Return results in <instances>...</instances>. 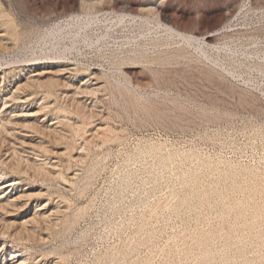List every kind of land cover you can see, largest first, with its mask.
I'll return each mask as SVG.
<instances>
[{"label":"rangeland","instance_id":"1","mask_svg":"<svg viewBox=\"0 0 264 264\" xmlns=\"http://www.w3.org/2000/svg\"><path fill=\"white\" fill-rule=\"evenodd\" d=\"M59 1L11 0L24 36L0 49V160L16 150L24 169L5 168V181L22 185L9 197L26 189L32 198L0 212L6 258L14 246L38 264H264V69L250 68L264 62V0H176L170 10L188 25L237 2L228 31L256 35L262 51L212 55L229 68L212 72L191 48L190 61L151 73L113 67L136 35L118 28L95 31L108 32L107 47L82 48L60 64L35 60L38 37L62 21ZM152 35L140 44L184 49Z\"/></svg>","mask_w":264,"mask_h":264},{"label":"bare ground","instance_id":"2","mask_svg":"<svg viewBox=\"0 0 264 264\" xmlns=\"http://www.w3.org/2000/svg\"><path fill=\"white\" fill-rule=\"evenodd\" d=\"M26 1L27 0H25V2ZM175 1L176 0H60L58 3H56V4H58L56 12H57V16L62 21L57 22L55 24H52L51 27L48 28L44 33L42 32L43 33L42 36L38 37V40L36 43L40 49L39 50L40 56H36L37 59H35V60H39V61L40 60L44 61L45 59H47V61L49 59L50 60H57L58 62H56V63L60 64L62 60L67 59V57L69 55H73L74 52H76V54L80 53L82 51V48H94V47L102 46L106 43V41L109 37L108 32H107V34H105L106 32H104L103 34H97V32H100L103 28L106 30H110V31L118 28L120 30H128V32H130V33L131 32L134 34L136 33V35H134L133 37H127V41H126V43L121 45L120 51L117 49L119 51L120 55L118 56L117 61H116V59H114L116 62L113 63V67H115L116 69H120L119 71H123L122 69H130V70L131 69H143V70L147 69L151 73V72H154V71H152V69L155 70V69H159L161 67L166 68L167 66H171V65H175V64L178 65V64H181L183 62L190 61L192 59V55L190 54L191 52L188 51V49H191V48H193L197 52V55L195 58L196 61L200 62L202 65L203 64L205 65V67H203V69H211L212 72H213V69H215L214 71H217V69H229L228 67H225V65H223L221 63L222 61L220 62L218 59H216L218 57L214 58V56H212V55H215V56L216 55L217 56L224 55L227 57H236L239 54L240 55L243 54L244 56L247 54L260 55L259 52L262 50H261V48H258V41L256 40V38H257L256 35H249V34H243V33L231 34L228 31L232 27V25L230 23L232 22V20L234 19V16L236 15V11H237L236 4H237V2H235L229 8V10L226 13L223 11L217 12V14L213 16L214 19L207 24L201 22L203 20V18H209V15L206 12V13H202V14L198 15V19L196 21L197 24L195 23L192 25H188V24H185L184 22H181V19H180L181 15L180 14H178L177 12H171L170 5ZM11 4H12L11 0H0V49L2 51L1 53L8 52V49H9L8 48V41L9 42L11 41V43L16 46V45H19L20 41L23 38L22 36H24L23 34H21V32H19L20 30L18 31V24L15 21V19L12 18V15L10 14V11L12 8ZM238 7H239V5H238ZM199 25L201 28H199V32L197 33V30L195 27L199 26ZM195 30H196V32H194ZM95 31H97V32H95ZM214 32L215 33L217 32V34H214ZM91 33H94V34H91ZM160 33L163 34V37L168 38V39H173V40L179 39L180 40L179 42L183 45L184 49H182V50L178 49V50L172 52L170 50H160L157 46H156L157 48L153 47L151 49H147L146 45L143 46L140 44V42L142 40L143 41L144 40L149 41L148 37H150V35L160 34ZM247 36H249V37L247 38ZM245 38H247V39H245ZM104 46L107 47L106 45H104ZM165 46H163V47H165ZM35 50H36V48H35ZM99 50H101V48ZM115 52H117V51H115ZM35 55L36 54H34L33 56H35ZM28 58H30V57H28ZM33 58H35V57H33ZM74 58L76 59V57H74ZM69 59H68V61H69ZM2 60H4V59H2ZM21 61H22V59H21ZM26 61L30 62L29 60H26ZM5 62H6V60H5ZM23 62H25V61H23ZM17 63H19L18 60H13L12 62H10V64H12V65L13 64L16 65ZM82 64H84V63H82ZM2 65L3 64L0 63V68ZM6 65H8V61H7ZM250 68L264 69V62L263 61L255 62L253 65L250 66ZM63 69H71V68H69L68 65H66V66H63ZM74 69H79V68L75 67ZM155 71H157V70H155ZM218 74L219 73H216V75H218ZM229 75H230V72H229ZM121 76H123V75H121ZM94 77H96V76H94ZM124 78L127 80L126 77H124ZM54 84H55V82H54ZM54 84L52 83L51 84L52 86L49 85L47 87L48 88L47 91L49 94L52 93ZM87 89L85 91L86 93H88V92L94 93L95 92L94 89H93L94 92H92L91 89H90L91 91H89V90L87 91ZM77 90H79V88ZM81 91L84 92V90H81ZM83 92H81L79 94L77 92V95H80ZM94 94H96V93H94ZM50 96H48V97H50ZM80 106H81V104H80ZM82 108H84V107H82ZM82 108H80L81 111H83ZM80 110H79V112H80ZM85 111L86 110L84 108L83 113H85ZM79 114H82V112H80ZM82 117L86 118V116H84V115ZM72 127H74V125ZM5 128H7V127H5ZM52 129H51V131H52ZM77 129H78V127H77ZM79 129H80V127H79ZM53 130L54 131L52 133H55L56 130L59 131V129L55 130V128ZM73 130L76 131V128ZM81 130H82V128H81ZM7 132H8V130H7ZM41 132H43V131H41ZM66 132H67V130H66ZM68 132H69V130H68ZM52 133H49V134H52ZM59 133H58V137H59ZM61 135H62V133H61ZM60 137H59V139H61ZM65 137H68V134ZM3 140H1V142H3ZM63 141H64V138H63ZM24 144H26V143H24ZM13 146H14V144H13ZM28 146H30V143ZM1 147H2V145H1ZM1 147H0V150H1ZM13 149H15V148L13 147ZM31 149H33V148H31ZM14 151L15 152H13V151L12 152L16 154V150H14ZM33 151L34 150H32V152ZM13 153H12V155H15ZM28 153H30V151ZM0 154H1V151H0ZM2 154H3V152H2ZM18 154H20V153H18ZM8 155H9V153H8ZM12 155L8 156V158H5L4 161L0 160V191H2L1 196H0V212H1V210L4 212L6 209L8 210V208H16V207H18L20 202L22 203V201L24 199H28V198L30 199L31 198V196L29 194H26V192H27L26 189L23 190V193L21 195L19 194L17 197H15L13 199H11V197H9V195L11 194L12 191H15L18 188H21L22 182L19 179H11L6 183V181H5L6 176H5L4 170L6 168V169H9L10 171L22 173L24 168L22 167L21 163H25V162H20V163L16 162L18 164L14 163L15 161L13 162V159H12L13 156ZM21 155L22 154H20V157L22 158L23 156H21ZM3 156L4 155H2L1 157H3ZM17 156H19V155L16 154V157ZM9 157H11V158L9 159ZM27 157H25V158H27ZM21 158H19V159H21ZM16 159L18 160V158H16ZM23 160L25 161L26 159H23ZM23 160L21 159V161H23ZM36 161H37V159H36ZM42 161L43 160L41 159V162ZM27 162H29V161L27 160ZM39 165H36V166H39ZM45 167H46L45 165L39 166L37 169V172L40 173L43 170L45 171ZM25 172H23V174ZM21 206H22V204H21ZM11 211H12V209H11ZM5 214H6V212H5ZM6 215H4V216H6ZM4 218H6V217H4ZM0 219H2V217ZM27 222L24 221V223H22V225L28 224ZM6 225H8V224H6ZM1 229H2V227H1ZM6 229H8V228H6ZM0 234L3 237H8V230H5V228H4V230L3 229L0 230ZM17 236H18L19 240H21V241L24 240L21 233L18 234ZM15 238H17V237H15ZM10 247L12 249V252L9 255V258H6L7 256H6L5 252H6V250H8V245L6 244L5 241L0 243V264H38L39 263V261H37V258H33L32 254L28 250H26L24 248H15L14 246H10ZM55 264H65V259L63 258L60 261H57Z\"/></svg>","mask_w":264,"mask_h":264}]
</instances>
